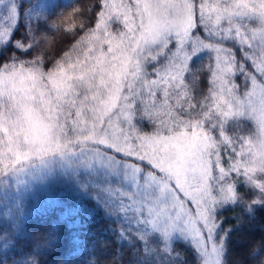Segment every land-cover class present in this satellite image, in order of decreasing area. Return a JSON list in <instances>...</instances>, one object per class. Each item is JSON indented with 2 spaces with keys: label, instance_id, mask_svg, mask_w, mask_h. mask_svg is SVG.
<instances>
[{
  "label": "snow or ice",
  "instance_id": "snow-or-ice-1",
  "mask_svg": "<svg viewBox=\"0 0 264 264\" xmlns=\"http://www.w3.org/2000/svg\"><path fill=\"white\" fill-rule=\"evenodd\" d=\"M58 184L112 234L65 209L84 264H264L232 250L264 214V0H0V264H46L28 203Z\"/></svg>",
  "mask_w": 264,
  "mask_h": 264
},
{
  "label": "trees",
  "instance_id": "trees-1",
  "mask_svg": "<svg viewBox=\"0 0 264 264\" xmlns=\"http://www.w3.org/2000/svg\"><path fill=\"white\" fill-rule=\"evenodd\" d=\"M53 195L59 196L61 206L53 207L48 202V197L41 196L31 198L28 203L29 216L26 220L27 232L36 237L55 228L61 239L56 248L51 251L46 257V264H84V261L89 256V252L84 245H75L72 243L73 234L77 231L81 234V239H85L84 230L70 228L69 223L75 217H70L69 220H62L61 215L66 208L80 207L85 209L91 216L93 223L89 225L87 231L95 233L93 239L97 242V254L110 255L114 245L109 243L105 248L100 247V242H111L112 234L106 231V221L100 213L95 210L92 203L86 199L77 196L66 185L58 184L53 189ZM4 211L0 209V218H3ZM242 216L241 209H229L223 213L224 226L230 227L235 225V220ZM85 219L81 216V220ZM244 226L233 232L232 235V250L233 259L246 254L247 247L250 243L259 241L264 237V214H258L257 218L251 222L244 218Z\"/></svg>",
  "mask_w": 264,
  "mask_h": 264
},
{
  "label": "rangeland",
  "instance_id": "rangeland-1",
  "mask_svg": "<svg viewBox=\"0 0 264 264\" xmlns=\"http://www.w3.org/2000/svg\"><path fill=\"white\" fill-rule=\"evenodd\" d=\"M57 2L66 3L68 0H57ZM16 193L14 191L4 192L0 191V209L4 211L5 204H11Z\"/></svg>",
  "mask_w": 264,
  "mask_h": 264
}]
</instances>
